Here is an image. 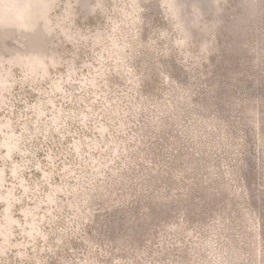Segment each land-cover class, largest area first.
I'll list each match as a JSON object with an SVG mask.
<instances>
[{"label":"rangeland","instance_id":"374dc122","mask_svg":"<svg viewBox=\"0 0 264 264\" xmlns=\"http://www.w3.org/2000/svg\"><path fill=\"white\" fill-rule=\"evenodd\" d=\"M0 264H264V0H0Z\"/></svg>","mask_w":264,"mask_h":264}]
</instances>
